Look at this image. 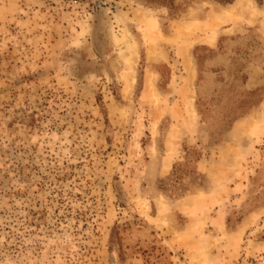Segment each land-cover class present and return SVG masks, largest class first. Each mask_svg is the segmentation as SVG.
Here are the masks:
<instances>
[{"label": "rangeland", "instance_id": "374dc122", "mask_svg": "<svg viewBox=\"0 0 264 264\" xmlns=\"http://www.w3.org/2000/svg\"><path fill=\"white\" fill-rule=\"evenodd\" d=\"M0 264H264V0H0Z\"/></svg>", "mask_w": 264, "mask_h": 264}]
</instances>
